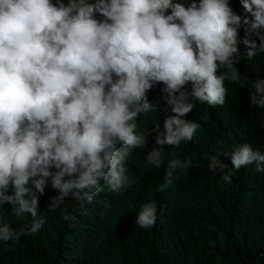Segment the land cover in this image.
<instances>
[{
    "label": "clouds",
    "instance_id": "clouds-1",
    "mask_svg": "<svg viewBox=\"0 0 264 264\" xmlns=\"http://www.w3.org/2000/svg\"><path fill=\"white\" fill-rule=\"evenodd\" d=\"M239 4L243 15L230 0H0V209L31 216L16 229L0 212V242L45 225L39 199L49 182L59 194L47 208L61 209L65 222L79 210L61 208L65 200L90 204L104 184L100 208H110L108 194L136 182L131 154L146 174L162 165L166 179L185 180L191 160L172 148L200 127L185 117L196 102L222 107L225 82H248L237 67L241 43L247 61L264 54V0ZM158 85L170 114L144 128ZM251 88V105L264 109V78ZM221 155L232 170L255 162L264 171V153L238 144L210 158L208 170L225 183L232 177ZM156 213L155 202L143 203L135 224L154 227Z\"/></svg>",
    "mask_w": 264,
    "mask_h": 264
},
{
    "label": "trees",
    "instance_id": "trees-1",
    "mask_svg": "<svg viewBox=\"0 0 264 264\" xmlns=\"http://www.w3.org/2000/svg\"><path fill=\"white\" fill-rule=\"evenodd\" d=\"M230 4L237 14H244L239 0ZM239 51L237 67L248 82L243 87L225 82L228 93L222 107L196 102L185 117L200 125L193 140L179 147L163 146L165 153L172 148L191 160L185 180L166 179L162 165L146 174L131 154L126 167L136 182L127 190L108 194L114 201L108 209L99 203L106 184L104 193L90 204L71 205L65 200L61 208L79 209L74 222H65L61 209L48 210L49 198L59 194L49 182L39 199L46 209L45 225L33 235L0 242V264H264V171H257L255 162L232 170L230 159L223 155L220 159L228 166L225 171L229 169L232 182L225 183L223 173L208 170L212 156L238 144L250 143L264 153V109L253 107L249 99L251 82L264 78V54L247 61L242 43ZM161 88L158 85L148 93L155 108L146 114L144 128L164 122L170 114ZM160 184H167L162 192L156 191ZM145 202L156 203V222L141 229L135 220ZM0 212L7 213L5 218L16 229L31 224L30 214L17 217L10 205Z\"/></svg>",
    "mask_w": 264,
    "mask_h": 264
}]
</instances>
